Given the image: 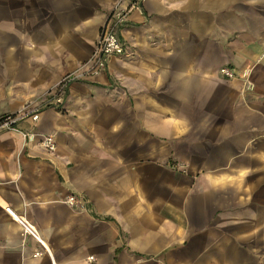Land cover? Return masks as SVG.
<instances>
[{
	"label": "crops",
	"instance_id": "1",
	"mask_svg": "<svg viewBox=\"0 0 264 264\" xmlns=\"http://www.w3.org/2000/svg\"><path fill=\"white\" fill-rule=\"evenodd\" d=\"M119 1L0 0V119L83 75ZM120 39L0 130V264H264V0H144Z\"/></svg>",
	"mask_w": 264,
	"mask_h": 264
},
{
	"label": "built area",
	"instance_id": "2",
	"mask_svg": "<svg viewBox=\"0 0 264 264\" xmlns=\"http://www.w3.org/2000/svg\"><path fill=\"white\" fill-rule=\"evenodd\" d=\"M144 0H127L125 6H122V0L116 2L110 11L108 18L99 31L94 51L86 63L87 69L83 75L75 73L64 76L57 84L48 92L47 98L41 106H50L57 109L64 101L67 90L72 82L79 77L95 76L104 73L107 69L108 60L114 56H121L125 53L123 43L120 39V30L125 25L127 18L131 12L138 10ZM219 73L230 79L233 77L232 72L227 68H221ZM39 107H25L22 111L15 115L5 116L0 119V130H12L20 132L18 123L22 121L37 122L39 119ZM23 137H28L27 133H23ZM39 145L48 152H53L55 142L52 136H43ZM65 204L69 206L76 205V200L73 196H68Z\"/></svg>",
	"mask_w": 264,
	"mask_h": 264
}]
</instances>
